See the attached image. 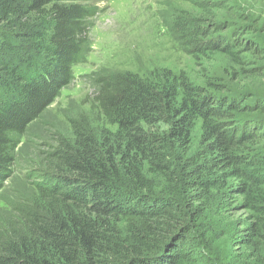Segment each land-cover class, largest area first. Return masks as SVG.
I'll return each mask as SVG.
<instances>
[{
    "label": "trees",
    "instance_id": "16d2710c",
    "mask_svg": "<svg viewBox=\"0 0 264 264\" xmlns=\"http://www.w3.org/2000/svg\"><path fill=\"white\" fill-rule=\"evenodd\" d=\"M100 1L0 0V199L33 127H44L85 61ZM230 15L246 23L237 38L194 49L225 53L252 82L264 75L252 59L264 56V19L244 9ZM186 23L174 25L189 42L209 31ZM92 84L115 128L95 135L75 125L72 143L43 152L32 166L43 177L19 188L28 196L18 193L16 209L0 213V264H227L215 242L228 233L220 224L232 222L233 206L252 212L243 264H264V122L246 120L264 111V92L216 94L168 69L153 80L128 72ZM198 120L203 150L193 149Z\"/></svg>",
    "mask_w": 264,
    "mask_h": 264
},
{
    "label": "rangeland",
    "instance_id": "374dc122",
    "mask_svg": "<svg viewBox=\"0 0 264 264\" xmlns=\"http://www.w3.org/2000/svg\"><path fill=\"white\" fill-rule=\"evenodd\" d=\"M219 1L221 0H102L97 3L98 12L90 19L86 34L90 47L85 61L73 68L74 80L61 90L47 109L44 127L39 124L33 127L29 144L19 153L16 175L5 184L9 190L4 192L6 198L0 199V213L16 209L17 203H22L18 197V193H21L19 188L25 187L29 191L33 182L43 177L32 166L39 159H44L43 152H53L62 140L72 143L75 125L84 127L95 135L103 128H115L112 117L105 113L101 102L96 98L99 90H95L96 85L92 81L97 77L130 72L141 79L153 80L161 70L168 69L193 86L209 92L234 94L248 90L253 91L258 98L264 92V75L258 72L261 75L255 76L251 82L243 75L240 64L235 59L221 52L201 53L194 49L193 42L197 44L222 39L225 44L231 37L237 38L236 32L241 26L246 27V23L228 20L230 14L244 9L246 12H254L256 19H264V0ZM226 6H232L233 11H227ZM180 18L186 20L185 26L196 23L209 31L189 42L175 31L174 22ZM219 23L225 31L208 27ZM262 25L264 27V21ZM241 36L252 38L250 33ZM236 51L240 57L243 56L244 51L240 46ZM253 58L256 65L261 64L260 68H264V61H260L264 60V56ZM255 97H249L248 102L252 103ZM252 115L260 117L264 122V111L248 112L246 120L250 121L254 117ZM201 134V122L198 120L192 130L195 150H203ZM10 190L14 192H9ZM20 195L28 196L27 192ZM231 198L235 200L234 205L238 206L240 198L232 195ZM251 215V211L239 210L233 206L226 213L227 218L233 216L232 222L220 224L223 231L228 233L215 242V250L228 257L225 260L227 264H243L246 255L252 252L244 242L246 236L243 232L251 222ZM259 246L263 249L264 242Z\"/></svg>",
    "mask_w": 264,
    "mask_h": 264
}]
</instances>
